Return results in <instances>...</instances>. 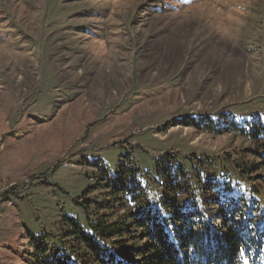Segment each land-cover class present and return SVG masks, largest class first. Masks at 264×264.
<instances>
[{
  "label": "rangeland",
  "instance_id": "rangeland-1",
  "mask_svg": "<svg viewBox=\"0 0 264 264\" xmlns=\"http://www.w3.org/2000/svg\"><path fill=\"white\" fill-rule=\"evenodd\" d=\"M257 118L264 0H0V264H80L70 219L167 212L165 152L179 204L217 183L264 219V140L178 124Z\"/></svg>",
  "mask_w": 264,
  "mask_h": 264
},
{
  "label": "trees",
  "instance_id": "trees-1",
  "mask_svg": "<svg viewBox=\"0 0 264 264\" xmlns=\"http://www.w3.org/2000/svg\"><path fill=\"white\" fill-rule=\"evenodd\" d=\"M178 124L216 133L236 132L254 141L264 140V118L250 123L234 120L225 124L182 119ZM254 153L259 155L258 150ZM162 156L171 166L170 153ZM163 159L160 161L164 164ZM190 160L188 157L187 161ZM156 164L157 168L158 164L162 165ZM170 166L164 173L169 177L165 190L170 197L164 201L167 212L123 208L114 219L99 218L91 223V235L81 232L78 221L70 219L71 230L67 234L75 237L77 245L84 250L80 264H241L243 261L264 264V219L246 204L247 198L228 195L213 183V199L205 200L203 206L179 204L176 175L185 173L184 167L178 163L172 173ZM123 168L124 164L121 171ZM119 183L117 191H128L125 180ZM106 241H113L112 246ZM33 244L34 259L40 262L37 256L46 253L44 236H39ZM53 264L66 263L56 258Z\"/></svg>",
  "mask_w": 264,
  "mask_h": 264
},
{
  "label": "built area",
  "instance_id": "built-area-1",
  "mask_svg": "<svg viewBox=\"0 0 264 264\" xmlns=\"http://www.w3.org/2000/svg\"><path fill=\"white\" fill-rule=\"evenodd\" d=\"M66 163V162H65Z\"/></svg>",
  "mask_w": 264,
  "mask_h": 264
}]
</instances>
